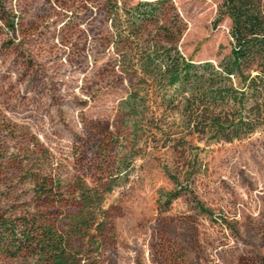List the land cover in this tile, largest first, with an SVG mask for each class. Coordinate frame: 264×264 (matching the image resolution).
I'll return each mask as SVG.
<instances>
[{"label":"rangeland","instance_id":"1","mask_svg":"<svg viewBox=\"0 0 264 264\" xmlns=\"http://www.w3.org/2000/svg\"><path fill=\"white\" fill-rule=\"evenodd\" d=\"M117 1L156 4L146 32L153 45L195 61L228 50L220 0ZM106 2L0 0V124L8 127L0 141L14 162L0 193L28 201V179L41 164L65 189L76 180L88 188L114 183L98 246H77L91 264H264V132L209 148L188 139L199 152L177 142L160 149L145 137L131 145L119 111L130 81L114 53ZM127 149L135 157L116 180ZM195 155L197 172L186 179ZM179 189L164 210L165 195ZM65 199L61 227L79 210Z\"/></svg>","mask_w":264,"mask_h":264},{"label":"trees","instance_id":"2","mask_svg":"<svg viewBox=\"0 0 264 264\" xmlns=\"http://www.w3.org/2000/svg\"><path fill=\"white\" fill-rule=\"evenodd\" d=\"M157 10L153 3L106 2L114 53L130 81L119 111L121 123L131 127V145L145 137L160 149L177 142L199 152L188 139L209 148L264 132V0L219 1L218 19L229 23L228 50L205 61L146 38ZM6 128L0 124V133ZM6 148L0 141V177L14 164L5 158ZM129 151L118 161L116 180L130 169L135 154ZM37 166L28 179V201L0 193V264H91L77 246H98L105 226L104 195L114 183L88 188L76 180L65 189L52 170L45 173V165ZM196 168L197 155L185 178L194 176ZM170 180L179 187L176 177ZM180 194V189L166 194L163 209ZM66 195L79 210L61 227L57 214H63ZM197 209L208 213L199 203Z\"/></svg>","mask_w":264,"mask_h":264}]
</instances>
